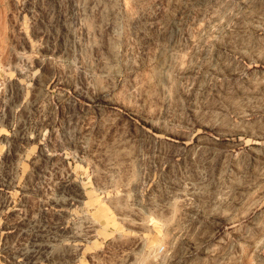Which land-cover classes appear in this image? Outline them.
I'll list each match as a JSON object with an SVG mask.
<instances>
[{"label":"rangeland","instance_id":"rangeland-1","mask_svg":"<svg viewBox=\"0 0 264 264\" xmlns=\"http://www.w3.org/2000/svg\"><path fill=\"white\" fill-rule=\"evenodd\" d=\"M0 264H264V0H0Z\"/></svg>","mask_w":264,"mask_h":264}]
</instances>
